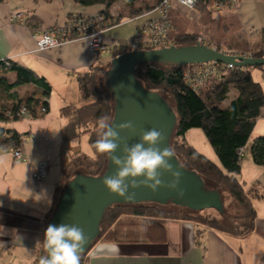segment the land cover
<instances>
[{
    "label": "trees",
    "instance_id": "trees-1",
    "mask_svg": "<svg viewBox=\"0 0 264 264\" xmlns=\"http://www.w3.org/2000/svg\"><path fill=\"white\" fill-rule=\"evenodd\" d=\"M4 1V0H0ZM84 6L98 7L92 15L76 14L70 20L81 19L83 22H95L96 28H111L126 19L145 16L142 25L158 15L156 8L163 0L147 4L140 0H72ZM239 1V0H238ZM234 0H196L194 6L184 11L175 1L164 12L163 19L168 24L167 37L170 45H193L205 39L206 45L216 46L219 50L238 56L264 57V34L248 33L242 26L239 15L234 11L238 3ZM117 5L121 9L114 10ZM161 17V15H160ZM31 24L36 18L29 16ZM135 37H132L134 39ZM122 44L113 52V58L134 48ZM0 60V148H20L26 132L8 127V123L25 117H39L49 112L52 85L43 74L33 68L10 58ZM111 63V61H110ZM200 64H178L147 62L136 67L135 75L143 85L151 90L168 89L174 97V108L178 123L172 136V148L176 155H181L186 168L197 171L205 179L213 180L224 186L241 205L243 214L223 221L216 216H204L190 211L179 214L168 211L160 205L186 206L174 202L156 203H114L109 205L100 222V235L90 247L80 253V264H89L93 247L114 238V225L122 217L144 218L151 228H158L159 239L166 237L163 221L175 218L189 220L201 225L195 234L198 242L204 228H213L225 235L246 236L255 229L257 210L254 199L264 196V192H251L239 180L245 154H240L251 138L256 121L262 115L264 107V87L253 77L251 68L261 66L229 67L225 62L211 63L207 69L197 73ZM98 66L78 74V100L61 108L66 119L62 128L65 141H74L87 135L91 151H70L68 162L61 170V176L55 185L53 201L46 212L41 243V257L47 255L44 247V234L57 209L65 186L78 173L99 176L107 168L108 154H100L95 148L98 137V121L115 112L114 96L109 87L108 95L98 85L96 70ZM26 87V89L24 88ZM234 90L230 98V91ZM110 99V101H109ZM26 107L29 115L24 116L21 109ZM42 108L46 111L42 112ZM192 128H201L214 148L218 162L204 155L187 141V132ZM175 136V141H174ZM249 156L259 165H264V134L254 137L249 146ZM40 257V258H41ZM40 260V259H39ZM39 260L36 264H39Z\"/></svg>",
    "mask_w": 264,
    "mask_h": 264
},
{
    "label": "crops",
    "instance_id": "crops-1",
    "mask_svg": "<svg viewBox=\"0 0 264 264\" xmlns=\"http://www.w3.org/2000/svg\"><path fill=\"white\" fill-rule=\"evenodd\" d=\"M235 8L248 33L256 36L262 31L264 34V0H239ZM86 9L87 6L72 0L0 1V60L10 58L19 61L45 75L52 85V92L58 83H72L75 78L76 84L69 92L70 99L66 97L69 87L62 90L65 96L59 109L61 118H64L61 108L78 100V74L98 65L102 68L110 60L103 61L101 53L94 58L87 39L70 40L57 47L39 49L35 36L48 28L67 23L72 15H92L98 11ZM15 11L24 13L23 22L11 20V13ZM29 16L36 18L37 24H29ZM116 48L102 53H112ZM67 71L73 75L72 80L53 81L52 76H56L57 80L61 76L64 79ZM52 92L50 108L51 102H54ZM50 115L34 119L26 117L32 119L29 120L30 128L20 131L26 132L20 147L27 154L26 161L15 163L13 149L0 148V264H36L40 259L44 219L53 201L55 185L68 162L69 152L78 148L63 139L65 123L60 120L52 126ZM8 127L17 130V121L11 122ZM52 127L60 139L56 149L52 146ZM256 131L257 134H264V107L245 146V158ZM53 149L55 152L52 153ZM42 161H47L48 172L44 180L37 181L33 173ZM250 161L243 163V170L258 171L255 183L264 192V166ZM257 199H254L257 210L255 229L246 236L225 235L216 229L204 228L198 242L195 234L201 225L170 218L163 221L166 237L159 239L155 236L160 231L151 228L147 219L122 217L114 225V238L93 247L89 264H264V196Z\"/></svg>",
    "mask_w": 264,
    "mask_h": 264
},
{
    "label": "water",
    "instance_id": "water-1",
    "mask_svg": "<svg viewBox=\"0 0 264 264\" xmlns=\"http://www.w3.org/2000/svg\"><path fill=\"white\" fill-rule=\"evenodd\" d=\"M209 61L234 63L237 66L264 65V57L228 54L200 41L193 45L133 49L114 57L107 72L109 87L115 99V112L110 122L114 121L119 125L131 121L134 125V129L131 130L118 129L122 140L115 155L123 156L125 143L131 146L140 142L143 131L152 128L161 130L164 134V140L158 146L161 149L172 148V136L178 123L174 108L162 93L146 88L137 79L136 67L147 62L190 64ZM169 163L174 170L182 173L177 188L167 186L174 179L171 172L160 169V178L165 186L159 187L156 191L145 185L136 188L130 186L129 194L134 193V196L129 199L110 192L103 183L105 176H111L117 171V166L108 155L107 168L101 175L93 177L78 173L69 181L48 225L63 223L81 227L87 236V243L80 252L82 253L100 235V222L104 211L114 203H143L142 201L152 200L162 204L174 202L192 210H203L211 206L205 203L210 200L216 201L215 207L223 211L218 189H209L206 186V179L197 171L183 166L176 154ZM136 179L139 181L144 177Z\"/></svg>",
    "mask_w": 264,
    "mask_h": 264
},
{
    "label": "clouds",
    "instance_id": "clouds-1",
    "mask_svg": "<svg viewBox=\"0 0 264 264\" xmlns=\"http://www.w3.org/2000/svg\"><path fill=\"white\" fill-rule=\"evenodd\" d=\"M191 6L194 0H183ZM119 130L134 129L131 121L116 125L108 117H101L98 121V139L95 148L100 154H108L111 161L117 166V171L111 176H105L103 183L110 192L131 199L134 193L129 194V187L145 185L153 191L165 186L161 180L160 169L171 172L174 179L167 186L177 188L182 173L174 170L169 160L175 156L171 147L161 149L158 145L163 142L164 134L161 130L152 128L143 131L140 142L131 146L125 143L123 156L115 155L122 138ZM147 145V147L145 146ZM144 177L143 180H137ZM131 178V179H130ZM130 179V183H129ZM87 243L84 230L75 224L48 225L44 234V247L48 255L41 257L39 264H80L79 253Z\"/></svg>",
    "mask_w": 264,
    "mask_h": 264
},
{
    "label": "rangeland",
    "instance_id": "rangeland-1",
    "mask_svg": "<svg viewBox=\"0 0 264 264\" xmlns=\"http://www.w3.org/2000/svg\"><path fill=\"white\" fill-rule=\"evenodd\" d=\"M142 1L147 4V2L152 3L155 0H140V2L143 4ZM82 6H84V5H82ZM79 8H81V7H79ZM97 9L99 10L98 7L87 6L86 10L87 11H96ZM113 9L114 10L115 9L120 10L121 8L117 5H115L113 7ZM182 9L184 11L190 10V9L185 8L183 6H182ZM126 14H128V13H125L124 19H122V23L115 25V26H120V25H122V26L117 27L115 29L106 28L105 32L107 34H105V32H104L103 36L106 37L108 41H112V39H119V40H117L119 45L130 44L129 46L133 47L134 49H139L138 46L142 48V45H140L138 42L144 38V35L139 34L138 26L144 21L145 16H141V17H137V18H133V19H126V17H129ZM109 29H111V30H109ZM127 34H128V36H127ZM132 35L135 37V39H131V41H130V37H132ZM118 37H121V38H118ZM199 41H202V40L200 39ZM143 48H145V47H143ZM111 50H113V48ZM112 53L104 54V55H103V53H101V55H102L101 59L103 61L108 60V59L111 61L113 59ZM110 64L111 63L108 62V63H106V65H104V67L98 68L96 70V73H98V75L96 77L97 81H98V85L102 89V91L106 92L107 95H108V91L110 92V90H108V86H107V72L110 69ZM251 70H252L254 79L256 81L262 83V85L264 86V70L256 68V67L251 68ZM52 78L54 79L53 81L60 82L63 80L67 81L68 78H69V80H72L73 75L68 73V71H67L64 79L62 78V76L60 77L61 78L60 80H57L56 76H52ZM75 82H76V80L74 78L72 83H71V81H69L68 84L58 83L57 86L55 87V89L53 90L52 94L54 96L55 105H54V102H51V108H50L49 112L44 114V116H46L47 114H51L49 118L51 120L50 124L52 126L57 125V122H59L60 120L63 124L66 123V120L64 118H61L60 114H59V109L63 105L62 103H63V99L65 96L62 94L63 93L62 90L64 89V87H69L68 93L71 92L70 89L74 84H76ZM73 87H72V89H73ZM24 88L26 89V87H24ZM158 91L162 93V95L165 97V99L169 103H172L173 105L175 104L174 97L172 96L171 92L168 89L163 87V88H159ZM234 93H235V91L232 89L229 93L230 98L233 97ZM66 97L68 99H70L72 96L69 93L68 96H66ZM109 101H110V99H109ZM114 102H115V99H114ZM44 116H40V118H43ZM40 118H37V119H40ZM29 120H32V119L25 117V118H22L20 120H17V130L24 131L27 128L29 129L30 128ZM7 125L9 126L10 123H8ZM50 131H51L50 132L51 138L53 139L52 146L56 149L58 142H60L59 135L57 134V132H54L55 129H53V127H52V129H50ZM259 135H261V134H257V131H256V133H254L253 137H257ZM174 141H175V136H174ZM187 141L190 144H192L193 146H195L198 149V151H200L204 155L208 156L212 160L218 162L217 154H216L214 148L212 147L211 143L208 141L204 131L201 128L190 129L187 132ZM71 142L78 147L75 150V152H77L79 150H83L86 152L91 151V146L89 144L88 136L86 134L81 136L80 139H77V140H74ZM53 152H55L54 149L52 150V153ZM177 156H178L179 160L184 164L185 163L184 158L181 155H177ZM248 156H249V154H247L246 158H244L243 163L248 161V160L253 161ZM243 163H242V169L238 173V178L247 187H252L254 184H257V182L255 183V178L257 177L258 171L256 169L243 170ZM254 164L257 166H264V165H259L256 163H254ZM206 186L209 189H218L219 190V192L221 194V203H222L223 211H221L215 207L216 201H210V200L206 201L205 203L207 205H211V206H207L203 210H192V209H189L188 207L180 208V207H176L174 205H160V207L165 209V210H168V211L176 212L177 214H179L180 211H182V212L193 211V212L199 213V214L204 215V216H216L223 221H227V218L239 217L243 214V210H242L241 205L234 199V197L231 195V193L224 186H221V185L215 183L213 180H210V179H206ZM251 192H255V193L261 192V189L259 186L254 185L253 190H251ZM257 200H260V199H257ZM262 200H264V199H262ZM142 202L143 203H156L155 201H152V200H147V201H142ZM262 202H264V201H262ZM212 205H214V206H212ZM262 206L264 207V203H262ZM133 218H135V217H133Z\"/></svg>",
    "mask_w": 264,
    "mask_h": 264
},
{
    "label": "built area",
    "instance_id": "built-area-1",
    "mask_svg": "<svg viewBox=\"0 0 264 264\" xmlns=\"http://www.w3.org/2000/svg\"><path fill=\"white\" fill-rule=\"evenodd\" d=\"M172 1L178 3L179 6L191 9L194 3L191 6H187L183 3V0H163L160 6L156 8V11L159 12L158 15L146 21L140 28V34L144 35V38L138 43L142 45V48L138 46L139 49H154L170 46L169 39L167 37L168 24L163 19L165 16L164 12L171 5ZM238 0H234L237 2ZM161 15V17H160ZM11 20L23 22L24 13L22 11H15L11 13ZM105 32L104 28H96L95 22H83V20L73 19L69 20L67 23L59 26H54L46 29L44 32L37 34L35 36L36 46L39 49L57 47L62 45L66 41L77 40V39H87L89 42V48L93 53V57L96 58L100 53L109 51L112 48L119 47L117 40L107 41L103 36ZM201 43L205 44V40L201 39ZM211 47L217 48L216 46L209 45ZM145 47V48H143ZM222 51V50H220ZM227 53V52H225ZM230 54V53H228ZM9 63V59L7 58ZM218 61H209L200 64L195 72L200 73L207 69V66L211 63H216ZM229 67H234V63H227ZM42 112H45L46 109L42 108ZM21 113L24 116H28L29 112L26 107L21 109ZM245 147L240 150V154H245ZM13 157L15 163H22L27 160L26 152L21 148L13 149ZM48 163L47 161H42L37 170L33 173L35 180L41 181L44 180L48 172Z\"/></svg>",
    "mask_w": 264,
    "mask_h": 264
}]
</instances>
